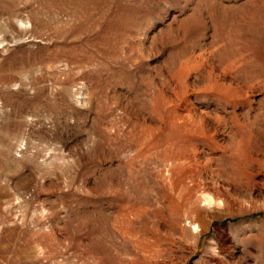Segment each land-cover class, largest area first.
Wrapping results in <instances>:
<instances>
[{"label": "rangeland", "instance_id": "obj_1", "mask_svg": "<svg viewBox=\"0 0 264 264\" xmlns=\"http://www.w3.org/2000/svg\"><path fill=\"white\" fill-rule=\"evenodd\" d=\"M0 264H264V0H0Z\"/></svg>", "mask_w": 264, "mask_h": 264}]
</instances>
